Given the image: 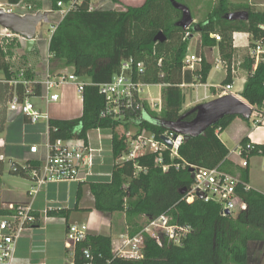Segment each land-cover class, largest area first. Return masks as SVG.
<instances>
[{
  "label": "trees",
  "instance_id": "1",
  "mask_svg": "<svg viewBox=\"0 0 264 264\" xmlns=\"http://www.w3.org/2000/svg\"><path fill=\"white\" fill-rule=\"evenodd\" d=\"M60 1L69 2L52 0V10L60 9ZM90 2H78L76 8L56 25L50 39L51 62L56 63L54 68L71 67L77 77L89 80L84 87L82 116L75 119L52 118L49 122L50 138L75 137L88 141L90 130L111 128L115 159L128 150L126 142L130 127L100 117L105 98L93 83L110 81L119 72L123 61L133 59L135 64H144L143 72L134 75L137 80L163 85V108L160 113L150 112L151 119L174 122L185 115L184 119L191 121L196 113H189L192 108L183 111L186 95L181 85L207 82L212 64L202 56V48L219 46L221 58L227 67V76L222 82L226 86L233 82V33H250L251 48H255L257 42L264 44V29L261 27L264 24V12L255 11L246 4L233 6L227 0H220L207 19L194 22L184 29L178 25L183 11L174 5L176 0H146L141 6H127L124 10H90ZM245 12L248 18H233L235 14ZM159 32L164 34V41H155ZM195 33L200 34L197 51L203 61L196 70L184 69L189 42ZM212 33L221 39L212 38ZM8 50L12 54L11 48ZM7 55L0 41V70L9 75ZM254 65L255 58L247 56L243 67L249 75L241 95L255 111L260 112L264 111V57L256 67ZM5 109L6 102L1 95L0 133L5 129ZM237 117L226 116L204 134L185 138L179 150L181 157L189 164L208 168L220 165L227 169L230 150L219 134ZM142 129L151 130L158 137L166 130L150 121H144ZM248 143V138L241 142L243 146ZM252 145L248 157H264V144ZM137 162L152 168L154 155L141 157ZM14 163L19 167H12L9 172L28 178L23 167L16 161ZM32 165L37 166V163ZM0 169L3 171V160H0ZM241 174L243 181L248 182L249 170L245 169ZM192 182L189 168H172L167 173L152 168L147 173L137 175L132 161L116 164L111 178H91L89 187L97 210L146 214L150 217L168 213L173 216L174 223L190 225L192 231L178 245L166 242L160 246L154 239L148 238L144 257L138 260L114 255L111 236L89 233L87 239L76 247L75 264L85 263L82 249L86 246L92 248L100 264H249L248 244L264 243V194L252 188L246 191L241 186V195L248 203L247 210L236 217L224 216L220 205L216 203L198 199L188 204L183 199L185 194H182V190L189 188ZM81 184L77 191V202L83 195ZM75 210H78L77 204L73 208L51 210L49 214L63 217L68 223ZM7 212V208L0 207V214Z\"/></svg>",
  "mask_w": 264,
  "mask_h": 264
},
{
  "label": "built area",
  "instance_id": "2",
  "mask_svg": "<svg viewBox=\"0 0 264 264\" xmlns=\"http://www.w3.org/2000/svg\"><path fill=\"white\" fill-rule=\"evenodd\" d=\"M34 0H6L0 2V8L6 13H15L19 16L27 14H37L42 9L38 8ZM81 0H69L64 3L58 2L60 13L64 17L71 10H74L77 3ZM94 0L90 2V10L95 9ZM264 29V26H261ZM4 28V27H3ZM55 29V28H54ZM18 36L23 41L27 39L14 33L10 29L4 28L0 31L2 38H12ZM188 36V34H187ZM220 40V36H215ZM251 57L255 58V65L264 57V44L257 42L255 48L251 50ZM53 58L48 50L47 61ZM203 61L199 54H188L184 60V69L196 70ZM144 70L143 63L135 64L133 59L123 61L120 70L113 78L104 83H93L100 93L104 96L105 102L100 112L102 119L119 123L122 126L133 128L127 133V152L115 159L113 156V166L128 161L134 162L136 174L147 173L152 168L160 169L164 173L172 168L175 170H186L189 168L193 182L184 196L188 204H193L196 200L213 202L221 207V214L224 216H237L247 210L248 203L242 197L240 187L244 190L251 189L250 185L243 181L242 174H234L223 170L220 165L208 168L189 164L181 157L179 150L182 146L185 135L177 134L172 130L166 129L163 134L158 135L151 131L142 129L144 121H150V112H161L163 108L162 84H149L135 78V73L140 75ZM136 71V72H135ZM74 71L62 69L52 71L50 65L46 66L42 78L38 79L29 74L25 67L9 68V75L4 74L0 77V96L6 102V122L14 123L20 116L26 119L28 124H46V131L42 134V141L30 145L29 156L24 158L22 163L9 158V169L18 168L15 161L23 167L32 182L28 191L32 198L31 202L8 204L6 208L9 212L0 214V264H23L18 256L19 242L27 231L40 228L42 223L41 212L35 208V198L42 189L49 184L59 183H86L91 178H111L113 169L109 172H102L99 166L104 164L103 139L99 135L100 147L94 146L88 137V141L80 138H57L51 140L49 122L53 118L49 110L50 106L62 101V91L68 84H75L82 99L84 87L88 82L79 80ZM158 86L160 91L158 96L153 97L149 92V97L144 96L145 89ZM182 87L186 84H182ZM219 96L231 93L232 85L219 86ZM39 99L47 106L44 111L39 108L32 100ZM147 106L149 108H147ZM150 109V111H149ZM255 109L253 108V113ZM260 119L264 118V111H258ZM253 115V114H252ZM148 118L145 119V118ZM97 130H102L98 128ZM109 130L112 131L111 128ZM162 136L172 140V146L168 145ZM113 133L110 136L112 140ZM112 144V143H111ZM7 146L6 139L0 137V150ZM112 147V146H111ZM253 148L252 143L239 147L236 150L240 157V165L248 167V153ZM113 153V147L110 150ZM154 155V166L140 165L137 160L141 157ZM0 160H4L0 153ZM28 162H30L28 164ZM37 163V166L32 164ZM127 189V187L125 186ZM60 207L48 206L44 210L46 218L49 211ZM230 214H226V211ZM145 221L143 227L136 234L122 235L119 242L112 241V252L114 255L127 259H142L148 238L154 239L160 246L167 244H180L182 240L192 231L190 225L174 223V218L168 213L157 217H150L146 214L140 215ZM54 219V218H53ZM67 223V221H66ZM66 247L71 252L75 264L76 247L84 242L90 233L87 223L71 222L67 223ZM84 264H100L97 262L95 253L90 246L82 249Z\"/></svg>",
  "mask_w": 264,
  "mask_h": 264
},
{
  "label": "crops",
  "instance_id": "3",
  "mask_svg": "<svg viewBox=\"0 0 264 264\" xmlns=\"http://www.w3.org/2000/svg\"><path fill=\"white\" fill-rule=\"evenodd\" d=\"M111 1H112V3L114 2L113 0H111ZM145 1L146 0H119V2H117L116 4H126L128 6H133V5L134 6H141ZM248 1H249L248 4H250V6L258 7V8H256V11H261L262 12V8H264V0H248ZM113 4H115V2ZM35 5L38 8L42 9L43 12L52 10V8H45L41 4H38L41 7H39L37 5V3H35ZM184 6H186V5H184ZM203 6H204V4L201 6V8H203ZM54 12H57V17L54 18V24H53L52 33H53L54 28L56 27V25L63 18V16L60 13V9L57 10V11H54ZM210 12L208 13V15L210 14ZM193 20L195 22L194 18H193ZM215 34L216 33H212L211 37L214 38ZM51 36H50V38L48 40V44H50ZM232 39H233L232 43H233V51H234L233 53L234 54H233V64H232L233 82H232L231 85H232V88H233L237 78L238 77L243 78V87H242L241 91L236 96H238L239 98H241L245 102L249 103L241 95V93H242V91L244 89L245 83H246V81L248 79V75H249L248 71L243 67V63H244L246 57L243 60H239L238 63H237L236 60H237V54H239L242 51L244 52V50L246 48H249V51L251 52V50H252V48L250 46V44H251V34L248 33V32L237 31V32L233 33ZM45 42H46V38H44L43 34H39L38 27H37L36 41H35V44H34V46H33L31 51H33L37 47V45H39V51L42 50V44H45ZM199 42H200V34L199 33H195L191 37L190 42H189L190 45H189L188 50H189V54L190 55L194 54V53L199 54V52L197 51V46H198ZM24 43L25 44H19V45L21 46V48H23L22 49L23 51L27 52V49H26L27 48V40ZM48 50H49V45H48ZM201 54L207 61H209L212 64L211 72L214 70V68H217L219 70H222L223 74L220 77V82L219 83H211L210 82V76H211V72H210L206 83H198L197 82V83H192V84L184 86V87H191L192 94H193L192 97H193V99H195V100L192 99L193 102H191L192 100H190V99L192 97L190 98V96L188 95L187 98H186L187 104L186 105L184 104L187 107H190L191 105H196L198 103L207 102V101H210V100H213V99H216V98L220 97L219 96V93H220L219 86H223L222 82L227 76V67H226L225 63L223 62V60L221 58L220 49H219L218 45L212 46V47H203ZM212 55H213V57H212ZM247 56H249V54ZM212 58H213V60H212ZM9 59H10V57H9ZM9 59L7 57V63L9 65V68L12 69V68H14V66H11V61ZM15 64H19V63L15 61ZM46 66L47 65L44 64V61L41 60L40 62H31L30 65H28V66L26 65V66H23V67L28 69V72H29V74L31 76L40 79V78H42V76H43V74L45 72ZM69 68H71V67H69ZM69 68H56V69L54 68V72L60 71L62 69H68L71 72L74 71L73 68H71V70ZM241 69H242V71H241ZM0 71L2 73V75H0V77H2L5 74V72L3 70H0ZM52 71H53V69H52ZM85 82L89 83V80L85 81ZM202 89H203V92H202ZM62 94H63L62 101L58 102L56 104H53L52 106H54L56 110H60V109H63V107L65 105H68L69 108L64 110V112L67 113V116L55 117L51 113L52 117L56 118V119H75V118L81 117L82 113H83V99H82V97H81L76 85L73 84V83L68 84L63 89ZM65 107H67V106H65ZM255 115H254V118H253L254 126H253L252 129L249 128V126H251V122H250L251 119H248L249 121H244L243 120L244 122H241L240 119H243V117L238 116L237 118H235L233 120V122L231 123V125L227 129H225L223 132H221L219 134L220 139L224 142V144L230 150L229 155L227 157V163H226L227 169L222 168L223 166L221 168L223 170L232 172L234 174H241L245 169H248L249 170V181L247 183L250 185V187L253 190L259 191V192L264 194V188L263 189H258L256 187V185H255L256 181L253 180L254 178L252 177V162L255 159L264 158V157H262V156H252L250 158L248 157V163H249L248 167L244 168V167H242L240 165V157L236 153V150H238L239 147L243 146L241 144V142H242V140L244 138H248L249 143L264 144V118L261 119L262 121H260V122L258 121L257 122V120L260 119V114H258V111H255ZM252 116H251V118H252ZM237 121H240V123L237 122ZM244 123H247L249 126H246ZM234 126H236V128H234V132H231L230 129H232V127H234ZM4 128L5 129H4V131L2 133L5 132L4 133L5 135H2L1 137L6 139L7 146H6L5 149L11 148V156H10V158L22 163L24 161V158L27 157L26 155H24V152L22 151V149H24L23 147H25V145H27L26 142H25L26 141V136H28L26 134V129L30 130L32 132L31 133V137L29 139L31 141L35 140L32 144L39 143V142H37V140H38V138H40V132H42L41 133V137H42V134L46 131L45 130L46 129V124L45 123H39V124H36V125L28 124L26 122V119L24 117H22V116H20L14 123L9 124V123L6 122V112H4ZM42 128H44L45 131H41ZM224 136H225V138H223ZM88 137H89V133H88ZM102 139L104 140L103 137H102ZM107 139H109L111 141V143H112V140L110 138H107ZM230 139L238 147H234L233 148L230 145V143H229ZM89 141L91 142L90 138H89ZM9 143L11 144V146H9ZM98 143H99V141H98ZM99 145L100 144L94 145V146L98 147ZM14 148L19 149V153H14V151H12V150H14ZM103 148H104V144H103ZM105 151H107V150L104 148V152ZM27 153L29 154V149L27 150L26 154ZM110 153H111L110 158H108V160L105 159L104 160V164L102 166H99L101 170H103L108 165L110 159L114 160L113 159V153L111 151H110ZM113 162H112V164H110L111 166L108 167L106 172L108 170L112 171ZM13 175H15V174H13ZM17 176H20V175H17ZM86 183L89 184V182H86ZM62 184H64V183L49 184V185L45 186L42 189V191L38 194V196L35 198V200H34L35 208H37L41 212L42 223H41V227L40 228L37 227V228H34L33 230L30 231L31 235L29 236V238H30L29 241H31V240L33 241L34 240L35 242L26 243V238H22L20 240V242H19L18 256H19V258H20V260H21V262L23 264H46L47 263L46 262L47 261V257L46 256H47V254L49 252V249L47 248L46 244L49 242L48 235L46 236V234H44L47 238L44 239L45 245L43 247H40L39 245H37V242L40 243V241L41 242L43 241L41 239L40 232L47 230L46 223L49 222V221H55L57 219V217L56 216H51V215H49V217H51V218H46L45 217L44 210H45V208H47L50 205H47V207H46V205L41 207V205H42L41 204L42 203L41 202V198L44 196L46 198V200H47V195H48L47 191L49 190V188L50 187L56 188V187H58V186H60ZM72 184L76 185V200H75V204L72 207H65V208H73L77 204L78 210H75V211H73L71 213V215L69 217V220L71 219V221H72V219L75 217V215L81 216V212H79V210L87 209L88 216L84 215L81 218H83L84 221L85 220L87 221V224H88V226L90 228V233H98V234L108 235V236L112 237V241L114 243L118 242V239H119L118 236L119 235L117 234V235H115L113 237V233L115 232V226H116V217H117V214L125 215V213H123V212L107 213V212H102V211L97 210L95 208V206H94V197H93V200H91V203H88V204L84 203V200H83L84 189H83V195H82L81 199L79 200V202H77V191H78V188H79L81 183H78V182L69 183L68 192L71 191V189L73 187ZM84 184L85 183H82L81 185L84 187ZM31 186H32V184L26 190V196H25L26 198H25V200H19V201L4 200L0 204V207L6 208V206L8 204H19V203L31 202L32 198L28 194V191L30 190ZM50 201H52V200H50ZM52 207H56V206H52ZM84 213L87 214L86 212H84ZM100 214L103 215V216L100 217ZM63 219H65V218H63ZM90 219H91V222H90ZM92 219H93V221L95 223H92L93 222ZM123 220H126V219H123ZM69 222L70 221H68V223ZM124 223L126 224L125 228L129 227V224L126 221ZM43 224H44V226L42 227ZM117 232L119 233L120 231H117ZM65 240H66V236H65ZM64 248H65L66 251H69L65 245H64ZM42 259H43V261H41Z\"/></svg>",
  "mask_w": 264,
  "mask_h": 264
},
{
  "label": "rangeland",
  "instance_id": "4",
  "mask_svg": "<svg viewBox=\"0 0 264 264\" xmlns=\"http://www.w3.org/2000/svg\"><path fill=\"white\" fill-rule=\"evenodd\" d=\"M5 1L6 0H0V2H5ZM176 2L181 4V5H183V4L186 5L187 8L190 10L191 15L195 19V22H199V21H203V20L208 18V16H207L208 13L211 10H213L214 7L217 6V4L220 3V0H176ZM248 2H249L248 0H228V3L232 4L233 6H238L240 4H246L248 6V5H250V4H248ZM33 3L34 4L37 3V5L41 4L45 8H51L52 7V0H34ZM113 3L111 0H94L93 1L95 9L124 10L128 6L126 4H116L117 2H115V4H113ZM203 4H204V6H203V8H201V6ZM39 7H41V6H39ZM251 7L255 11H256V8H258V7H254V6H251ZM54 11H57V10H51L50 11V14H49L50 22H41L38 26L39 34H43L44 38H46V42H45V44H42V50H40V51H39V45H37V47L31 52L23 51L22 50L23 48H21V46L19 44H25L24 43L25 41L18 38V36H12V38H2L1 37L0 41H1L2 45L4 46L6 52L9 54V55H7V57H8V59L10 57L9 60L11 61V66H14V68H19V67H23L26 65L28 66V65H30L31 62H40L41 60H43L45 65H48V64L50 65L51 69L56 67V63L51 62V60L49 61V63L47 61L48 45H49L48 40H49L50 36L52 35L54 18L57 17V12H54ZM262 12H264V8H262ZM262 26H264V24ZM0 31H4V28L2 26H0ZM13 42H15L16 44L15 43L12 44ZM10 48H11L12 54L8 50ZM188 54H189V50H188ZM248 54L250 57L252 56L251 52L249 51V48H246L244 50V52L242 51L239 54H237V60H236L237 63L239 60H243L245 57H247ZM212 57H213V55H212ZM212 60H213V58H212ZM15 61L18 62L19 64H15ZM69 69L71 70V68H69ZM241 71H242V69H241ZM222 74H223L222 70L214 68V70L211 72L210 82L211 83H219L220 77ZM0 75H2L1 71H0ZM79 80H82V78ZM242 87H243V78L238 77L233 88L231 89V93L232 94L234 93L235 95H237L241 91ZM183 90H184V93L186 95V98L188 95L190 96V98L193 96L191 87H184ZM159 91H160V88L158 86H152L150 89H148V88L145 89L144 96L149 97V92H150V93H152L151 95L153 97H156V96H158ZM202 92H203V89H202ZM192 99H193V97L190 100H192ZM193 100H195V99H193ZM193 100L191 102H193ZM32 101L36 105H38L39 108H41L42 110H44V111L47 110L46 104L44 102H42L41 100L33 99ZM202 103H204V102H202ZM186 104H187V101L185 102V105ZM199 104H201V103H198L196 105H191L190 107H187L184 105L183 111L190 109V108H194L195 106H197ZM65 106H67V107H65ZM65 106L63 107V109L56 110L55 107L51 105L49 109H50V112L52 113L53 116L63 117V116H67V113H65L64 110L69 108L68 105H65ZM254 115H255V112H254L252 118H250L251 119V121H250L251 126H249L247 123H244L246 126H249L250 129H252L254 126V123H253ZM145 119L148 120L147 117ZM243 120L249 121L248 119H244V118L240 119L241 122H244ZM240 121H237V122L240 123ZM234 128H236V126L232 127V129H230L231 132H234ZM130 129L133 130V128H130ZM45 130H44V128L41 129V131H45ZM4 133H1L0 137L2 135H5ZM31 133L32 132L30 130L26 129V134L28 136H26L25 142L27 145H25V147H23L24 149H22V151L24 152V155H26L27 157L29 156V154L28 153L26 154V152L30 148V145L35 141V140L34 141L29 140L31 137ZM41 133L42 132H40V138H38L37 142L42 141ZM88 133H89V138L94 145L99 144L98 143V141L100 142L99 135L104 138V140L102 142L104 144V148L107 151H105L103 153V156L105 159L108 160V158H110V156H111L110 150L112 148L111 147L112 144H111V141L107 138H110L112 131L109 130V128L102 129V130L93 129V130H90ZM223 138H225V136ZM229 143L233 148L238 147L237 145H235L233 143V141L231 139L229 140ZM9 146H11L10 143H9ZM98 147H100V145ZM12 151H14V153H19V149H17V148H14V150H12ZM0 153L4 157L3 171H1V169H0V204L4 200H13V201L25 200L26 190L32 184L31 180L29 178H25L22 176L13 175L9 172L10 165H9L8 159L11 156V148L2 149V150H0ZM112 162H113V160L110 159L108 165L102 170V172H104V171L106 172L108 167L111 166L110 164H112ZM252 177L254 178L253 180L256 181V183H255L256 187L258 189H263L264 188V158H258L252 162ZM68 186H69V183H64V184H62L56 188L50 187L49 190L47 191V194H48L47 200L44 196L41 198V202H42L41 207H43L45 205H46V207H47V205L56 206V207H64V208L65 207H72L75 204V200H76V185L75 184L73 185L70 192H68ZM83 189H84V196H83L84 203H86V204L91 203V200H93V195H92V192L90 190L89 184L85 183ZM50 200H52V201H50ZM82 210H79V212H81V216L75 215V217L72 219V221H71V219L69 221L70 222L87 223L86 220L84 221L83 218H81L84 215L88 216L87 209H82ZM84 212H86L87 214H85ZM123 213H125V215L117 214L115 232L113 233V237L117 234L119 235L118 236L119 237V239H118L119 243H120V239L122 238L121 237L122 235L126 236L127 234L128 235L130 234L133 236L134 234L137 233L138 230H140L143 227V225L145 223V221L143 220V218L140 215H134V214L130 215V214H127L126 212H123ZM234 215H236V214H234ZM102 216L103 215L100 214V217H102ZM122 218L126 219V220H123ZM92 221H93V219H92ZM125 221L129 224V227H127V228H125V226H126V224L124 223ZM90 222H91V219H90ZM92 223H95V222L93 221ZM67 225L68 224L66 223V220L63 219V217H57V219L55 221H49L46 223V226H47L46 231L40 232L41 239L43 241L42 242L40 241V243L37 242V245H39L40 247H43L45 245L44 239L47 238L46 237L47 235H48V239H49V242L46 244L47 248L49 249V252L46 256L47 257V261H46L47 263L46 264H71L73 262V257L71 255V252L66 251L64 248V245L66 246L65 236H66ZM43 226H44V224L42 225V227ZM117 231H120V232L118 233ZM44 234H46V236ZM30 235H31L30 231H27L24 233L23 238H26V243L35 242L34 240L29 241ZM248 249H249V264H264V243L250 242L248 244ZM41 261H43V259Z\"/></svg>",
  "mask_w": 264,
  "mask_h": 264
},
{
  "label": "water",
  "instance_id": "5",
  "mask_svg": "<svg viewBox=\"0 0 264 264\" xmlns=\"http://www.w3.org/2000/svg\"><path fill=\"white\" fill-rule=\"evenodd\" d=\"M174 5L183 11V17L178 23L179 26L184 29L189 28L194 22L191 16L190 10L177 2ZM50 11H39L37 14H27L25 16H19L15 13H6L0 8V26L10 29L14 33L24 36L27 39V52H30L35 44L37 27L41 22H49ZM234 19L248 18L247 12L235 14ZM165 36L162 32H159L155 41H164ZM195 112L196 116L191 121H186L185 115L179 118L177 121L168 122L160 118H152L150 122L155 125L161 126L165 129L172 130L177 134L185 135V138L196 137L204 134V132L211 126L218 123L221 119L229 115L241 116L245 119H250L253 114V107L239 98L238 96L229 93L220 96L216 99L201 103L190 110L189 113ZM162 139L170 146L173 142L166 136H162ZM187 188L182 190V194H186ZM226 214H230L227 210Z\"/></svg>",
  "mask_w": 264,
  "mask_h": 264
}]
</instances>
